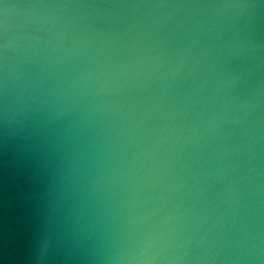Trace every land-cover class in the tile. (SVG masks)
<instances>
[{
  "label": "water",
  "instance_id": "obj_1",
  "mask_svg": "<svg viewBox=\"0 0 264 264\" xmlns=\"http://www.w3.org/2000/svg\"><path fill=\"white\" fill-rule=\"evenodd\" d=\"M0 264H264V0H0Z\"/></svg>",
  "mask_w": 264,
  "mask_h": 264
}]
</instances>
